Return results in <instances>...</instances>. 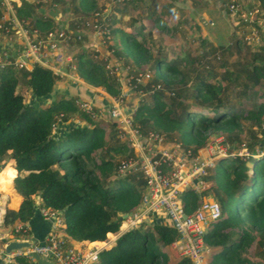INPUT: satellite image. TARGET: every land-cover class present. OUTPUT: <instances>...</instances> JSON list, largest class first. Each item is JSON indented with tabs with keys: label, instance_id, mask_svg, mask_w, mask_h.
I'll return each instance as SVG.
<instances>
[{
	"label": "trees",
	"instance_id": "1",
	"mask_svg": "<svg viewBox=\"0 0 264 264\" xmlns=\"http://www.w3.org/2000/svg\"><path fill=\"white\" fill-rule=\"evenodd\" d=\"M258 1L264 18V0ZM70 3L75 14L84 17L98 11L96 0H70ZM35 9L36 6L24 3L16 9L17 16L24 21L34 18V28L44 37L57 32L52 19L34 16ZM111 35L119 59L124 57L148 65L153 73L147 85L137 87L142 93H152L139 103L133 115V127L141 135L155 132L170 140L178 138L186 151L196 157L214 133L225 135L228 142L240 148L243 120L262 130L264 100L256 109L241 112L224 101L220 83L197 77L194 98L199 106L210 109L209 115H200L184 102L182 91L175 89L173 97L165 95L172 83L184 82L192 68L188 60L179 57L171 60L164 47L149 44L143 29L131 34L117 27L109 30ZM260 59L264 61V54L255 53L253 62ZM76 61L75 72L85 83L104 89L111 97L120 96L121 85L103 60L93 59L82 51ZM247 77L251 85L246 88L254 91L264 87V65L254 64ZM58 80L53 70L40 64H34L31 70L14 65L0 68V170L8 163L13 165L17 171L13 186L23 198L18 210L7 208L4 228L18 238L21 232L15 233V225L31 221L37 216V209H49L60 215L68 239L80 243L105 242L108 234L119 233L125 217L141 207L146 181L141 172L112 179L120 168L116 157H131L133 151L120 142L115 124L106 132L93 113L81 110L76 97L61 95L53 100ZM20 84L30 94L28 102L17 91ZM51 96L53 101L46 104ZM258 97L264 98V92ZM74 117L86 124L56 133L57 126ZM253 140L247 146L248 158L231 156L228 151L213 169L207 170L201 181L211 183L208 190L196 193L188 189L181 195L188 214L209 193L221 207L222 218L205 236L212 249L210 264H258L247 257V250L256 239L255 232L259 233L256 249L264 248V157L258 158L254 151L256 146L263 149V141ZM99 150L105 156L98 160L94 154ZM147 227V223H142L120 234L114 246L98 253L95 264H170L168 252L174 251L172 246L179 239L177 232L162 222H155L152 229ZM25 237H30L28 230ZM17 264L30 263L18 259ZM172 264L191 261L180 258Z\"/></svg>",
	"mask_w": 264,
	"mask_h": 264
},
{
	"label": "rangeland",
	"instance_id": "2",
	"mask_svg": "<svg viewBox=\"0 0 264 264\" xmlns=\"http://www.w3.org/2000/svg\"><path fill=\"white\" fill-rule=\"evenodd\" d=\"M96 1L98 11L84 17L81 14H75L70 0H0V68L14 65L18 69L24 67L31 70L34 64L49 68L59 77L53 100L61 95L76 97L81 110L93 113L94 119L106 132H110L112 125L115 124L118 139L129 146L133 156L116 157L120 166L130 160L131 165L124 171L119 170L112 179L131 174L132 169H137L139 170L137 173H140L144 158L155 159L162 149L170 151L174 160L188 174L194 170V164L203 165L206 172L208 169H213L222 157H226L228 151L231 152V156L248 158L250 152L247 146L254 141V138L263 141V149L255 147V156L264 157V126L261 130L246 120L242 121L243 142L240 148L236 143L228 142L225 135L214 133L199 149L196 157L187 156L188 151L181 145L178 138L170 140L166 135L158 133L163 137V142L158 143L149 140V134H157L155 132H150L147 136L141 133L136 134V128L132 124L134 112L139 103L152 94L142 93L137 87L147 85L152 80L153 73L148 65L136 64L133 60H126L124 57L119 59L114 53L113 36L103 35L105 29L109 31L117 27L131 34L143 29L149 44L164 47L171 60L177 57L188 60L192 68L184 82L172 83L165 95L173 97L175 89L182 91L184 102L200 115H209L210 109L199 106L194 98L197 77L214 84L220 83L223 87L224 101L235 105L241 112L256 109L264 100L258 97L264 92V87L260 86L253 91L246 88V85H251L248 83L247 76L253 65H264L262 59L253 62L255 53L264 54V18L260 12L258 0ZM24 3L36 6L35 17L52 19L57 25L56 31L59 34L64 32L66 38L57 37L53 41L40 35L34 28V18L26 19V21L18 18L16 9ZM111 17H115L116 22L115 20L110 22ZM95 26L99 28V31ZM138 39H141V36H138ZM35 45H39V48L36 46L37 49H35ZM82 51L93 59L103 60L107 70L116 76L121 85V94L118 98L111 97L104 89L88 85L79 78L75 72L76 57ZM17 91L25 96L27 102L29 101L30 94L24 85L20 84ZM51 100L52 96L46 99V104ZM84 124H86L85 121L74 117L60 127L57 126L56 133L59 134L61 131ZM104 156L105 152L101 150L94 154L95 159L98 160ZM3 168L9 171L11 168L14 169L11 163ZM16 177L17 174L12 179L13 183ZM199 177L201 176L196 175L191 178L193 189L201 186L200 192L208 190L211 183L201 181L199 183L197 180ZM11 192L9 190V192L0 193L6 200L7 195L11 197ZM145 192L146 188L143 190V197ZM143 197L142 205L137 212L145 211ZM202 200L215 201L212 193ZM6 203L7 208L12 210L19 206V202L13 204L9 200ZM35 214L39 215V209L35 211ZM144 217L146 220L140 224L147 223V228L150 229L155 222H162L158 214L146 212ZM258 234V232L254 233L256 239L248 248L247 257L258 264H264V248L256 249ZM260 254L261 256H258ZM168 256L171 260L170 264L180 259L175 250L168 252ZM211 258L212 249L209 259Z\"/></svg>",
	"mask_w": 264,
	"mask_h": 264
},
{
	"label": "built area",
	"instance_id": "3",
	"mask_svg": "<svg viewBox=\"0 0 264 264\" xmlns=\"http://www.w3.org/2000/svg\"><path fill=\"white\" fill-rule=\"evenodd\" d=\"M4 28L6 27L4 26ZM95 28L99 31L97 26ZM104 31L103 35H109V31L106 29ZM47 37L54 41L57 37L66 38V35L64 32L61 34L54 32L49 33ZM36 46L39 48V45H35V49H37ZM135 132L136 134L139 133L137 130ZM161 137L159 134H149V140H154L158 143L163 142V137ZM139 138H141L140 135ZM191 155V151H188L187 156ZM130 165L131 160L122 164L119 170L124 171ZM194 165L192 173H186L183 167L174 160L173 154L164 149L158 153L155 159L144 158L140 171L146 181V192L143 197L145 211L144 213L141 211L125 217L124 222L132 229L140 226V223L146 220L144 217L146 212L158 214L166 226L173 228L177 232L179 239L173 244L172 248L178 252L180 258L190 260L191 264H210L211 248L206 244L205 236L222 218V210L216 201L201 200L196 210L190 214L186 213L182 202V193L188 189L199 193L201 186L193 189L191 178L199 175L201 177L197 180L201 183V178L207 174L203 165ZM132 170L130 173L139 171L137 169ZM6 210V200L0 193V259L3 264H17L18 259H25L30 264H35L32 257L33 253L46 256L54 264L97 263L98 252L89 249L86 253L67 242L68 238L64 233L63 221L60 215L49 209H39V214L43 218L53 222L51 232L46 240L43 243H35L29 249L6 254L5 247L11 242L10 238L13 236L11 230H5L4 228ZM13 230L15 233L21 232L20 241H30L26 240L25 232L27 229L23 224L15 225ZM5 240L7 241L4 242Z\"/></svg>",
	"mask_w": 264,
	"mask_h": 264
},
{
	"label": "crops",
	"instance_id": "4",
	"mask_svg": "<svg viewBox=\"0 0 264 264\" xmlns=\"http://www.w3.org/2000/svg\"><path fill=\"white\" fill-rule=\"evenodd\" d=\"M15 175L17 174V171L13 168H11ZM3 170V171H2ZM0 171V176L2 175V173H6L9 174L11 177V182L12 179L14 178V174L13 172L9 171V170H4V168ZM10 191L11 192V197H8V195L5 197L7 200L6 202H9V200L13 203L14 201H17L16 204H18L19 202V206L18 208L14 209V210H18L20 207V202L22 203V197L20 194L17 193V191L14 189L13 186V182ZM10 196V195H9ZM25 226V228L28 230V232L30 233V237L26 238V240H30V241H35L36 243H43L46 238L48 237V235L51 232V228L53 225V222L49 219H45L43 218L41 215H37L34 216V218L27 222L26 224H23ZM127 230H129V225L126 224V222H123V228L120 229L119 233L117 234H108L107 236V240L105 242H93V243H89V242H75L71 239H68L67 242H69L70 245L81 249L83 252H88L89 249H92L98 253H100L102 250H108L110 249L112 246L115 245V242L117 240V238L120 236V234L126 232ZM19 238L16 237H11L10 240H19ZM22 239V238H21ZM7 240H5L4 242H6ZM0 264H3L1 259H0Z\"/></svg>",
	"mask_w": 264,
	"mask_h": 264
},
{
	"label": "water",
	"instance_id": "5",
	"mask_svg": "<svg viewBox=\"0 0 264 264\" xmlns=\"http://www.w3.org/2000/svg\"><path fill=\"white\" fill-rule=\"evenodd\" d=\"M14 210V209H13ZM36 242L35 241H20L13 240L7 244L5 247L6 254H11L15 251L24 250L31 248ZM32 257L34 259L35 264H54L51 262L46 256L39 255L37 253H33Z\"/></svg>",
	"mask_w": 264,
	"mask_h": 264
},
{
	"label": "bare ground",
	"instance_id": "6",
	"mask_svg": "<svg viewBox=\"0 0 264 264\" xmlns=\"http://www.w3.org/2000/svg\"><path fill=\"white\" fill-rule=\"evenodd\" d=\"M10 179L11 177L9 174L2 173V175L0 176V192H9V190L11 189L9 188V186L11 185ZM14 203L16 204L17 201H14Z\"/></svg>",
	"mask_w": 264,
	"mask_h": 264
}]
</instances>
